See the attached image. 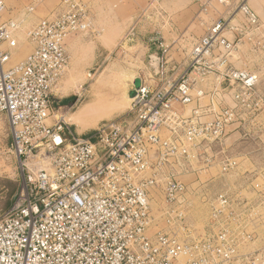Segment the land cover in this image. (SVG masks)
<instances>
[{"label": "built area", "instance_id": "1", "mask_svg": "<svg viewBox=\"0 0 264 264\" xmlns=\"http://www.w3.org/2000/svg\"><path fill=\"white\" fill-rule=\"evenodd\" d=\"M40 1L30 0L28 11ZM191 1L205 13L213 7V0ZM216 1L228 13L182 62L159 60V86L141 83L130 122L109 120L95 137L68 138L64 118L52 119V98L71 64L67 40L92 32L86 12L61 0L28 32L31 54L12 64L17 25L4 20L0 0V119L8 122L22 181L0 216V264H264V177L263 184L241 185L251 197L217 194L205 234L181 238L191 229L187 197L203 188L191 189L179 173L188 172L187 164L208 168L230 127L246 129L264 113V26L246 2ZM239 14L244 20L235 23ZM245 44L260 68H236L234 57ZM175 105L194 107L185 113ZM237 160L219 165L236 171ZM154 190L163 194L168 230L151 236Z\"/></svg>", "mask_w": 264, "mask_h": 264}, {"label": "rangeland", "instance_id": "2", "mask_svg": "<svg viewBox=\"0 0 264 264\" xmlns=\"http://www.w3.org/2000/svg\"><path fill=\"white\" fill-rule=\"evenodd\" d=\"M3 1L7 7L4 20H13L17 25L15 35L19 46L14 51L12 59V64H16L32 52L27 40L28 32L41 20L49 18L61 0H41L33 12L28 11L30 0ZM74 1L85 10L87 21L92 25V32L76 35L78 39L72 53L70 51V56L75 57L73 65L54 91L57 102L71 94H77L79 98L72 110L60 111L53 106V121L61 117L68 121L69 130L66 132L68 138L71 135L95 137L97 129L109 120L130 122L133 119L132 103L128 101L126 94L134 90L133 83L136 82L137 85L138 82H146L159 86L161 78L157 75L159 60L167 56L168 59L181 61L190 52L192 44L206 34L210 27L208 25L211 23L210 19L218 20L228 13L226 7L216 0H213V7L207 13L191 0ZM242 16L239 14L238 17L243 21ZM236 20L238 21V18ZM251 49L248 44L240 47V52L234 57L236 68L252 70L260 68L259 60L251 53ZM72 75L75 78L71 77ZM129 80H133V83L128 84ZM70 86L76 88L66 92ZM88 104H93V108L82 125L69 122V118ZM242 140L234 142L230 139L223 148L220 145L214 146L213 152L218 156V160L208 168L200 163H194L193 167L196 169L194 172L193 167L187 164L188 172L179 173L178 179L191 189L203 188L199 195L191 193L187 197L191 204L188 208L187 224L191 229L190 232L181 235L183 240H197L205 234L210 218V201L217 194L224 191L251 197L254 195L252 190L242 189L241 185L263 184L264 175L259 173L264 170V148L258 142ZM231 158L238 159L240 164L238 170L223 172L219 163ZM33 164L38 168L40 166L37 161ZM21 184L19 163L11 150L9 125L6 118L2 117L0 216L12 206ZM151 198L154 221L150 235L153 236L158 231L168 230V224L162 218V192L152 191ZM255 247L256 245L252 244L249 250H254Z\"/></svg>", "mask_w": 264, "mask_h": 264}, {"label": "crops", "instance_id": "3", "mask_svg": "<svg viewBox=\"0 0 264 264\" xmlns=\"http://www.w3.org/2000/svg\"><path fill=\"white\" fill-rule=\"evenodd\" d=\"M232 1L236 2V3L242 2V1L246 2L256 12V14L260 17L261 22L264 24V2L262 3L261 1H257V0H232ZM256 10H259V12H257ZM237 18H238V21L236 20V22H239L241 18H239V17H237ZM216 20H217L216 18H211L209 21L211 23H208V25L211 26L213 24V22H215ZM77 39H78V37L76 35H72L67 40V50L69 51L68 52L69 55H70V51L72 53V48H73L74 44L76 43ZM74 58H75L74 55H73V57L71 56V64H70L69 68L73 65ZM185 58H182V60L179 62H182ZM71 77L75 78L73 75ZM75 86H73V87L70 86V88H68V90L66 92L70 91V89L74 88ZM262 87L264 89V83H263ZM78 99L79 98H78L77 94H71L69 97H66L61 102H57L56 96L54 95L52 98V103H53V106L55 108H59L60 111L61 110H63V111L64 110H72L73 106L76 104ZM225 100H226V104L228 106L234 107V102L228 96L225 97ZM217 101H218V98H217ZM206 103H207V99H204L199 104H206ZM175 107L178 110H182L185 113H189V111L194 107V105H190L186 108H181V106H179V105H175ZM246 136H249L254 141H258V143L260 145L264 144V113L261 114V116L259 117V119L257 120L256 123L248 126L247 130H245V131L243 128H241L238 125H234V126L230 127L227 131V135H226V138H225L224 143L222 145V148L225 147V145L227 144V142L230 139H232L234 142H238L242 139H245Z\"/></svg>", "mask_w": 264, "mask_h": 264}, {"label": "bare ground", "instance_id": "4", "mask_svg": "<svg viewBox=\"0 0 264 264\" xmlns=\"http://www.w3.org/2000/svg\"><path fill=\"white\" fill-rule=\"evenodd\" d=\"M127 83L132 84L133 80L132 81L129 80V81H127ZM126 95L129 98L128 101L132 102V98L129 96V92H127ZM92 108H93V104H88V105L84 106L78 113L74 114L71 117V119L69 118V122H71L73 124L75 123L76 125H82L84 123V120L89 115L90 111L92 110Z\"/></svg>", "mask_w": 264, "mask_h": 264}, {"label": "water", "instance_id": "5", "mask_svg": "<svg viewBox=\"0 0 264 264\" xmlns=\"http://www.w3.org/2000/svg\"><path fill=\"white\" fill-rule=\"evenodd\" d=\"M133 84H134L135 88H134V90L132 92H129V96L131 98L135 97L138 94V92L140 91V89H141V83L140 82H138L137 85H136V82L133 83Z\"/></svg>", "mask_w": 264, "mask_h": 264}, {"label": "trees", "instance_id": "6", "mask_svg": "<svg viewBox=\"0 0 264 264\" xmlns=\"http://www.w3.org/2000/svg\"><path fill=\"white\" fill-rule=\"evenodd\" d=\"M245 140H246V141H250V142H251V141H252V142H258V141H254V140H252V139L249 138V137H246ZM245 140H242V141H245ZM261 146H262V145H261ZM8 209H9V208H8ZM8 209H7V210H8ZM7 210H5V211H7Z\"/></svg>", "mask_w": 264, "mask_h": 264}]
</instances>
